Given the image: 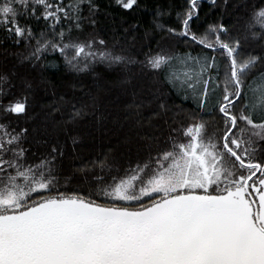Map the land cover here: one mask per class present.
I'll list each match as a JSON object with an SVG mask.
<instances>
[{
  "label": "snow or ice",
  "instance_id": "obj_1",
  "mask_svg": "<svg viewBox=\"0 0 264 264\" xmlns=\"http://www.w3.org/2000/svg\"><path fill=\"white\" fill-rule=\"evenodd\" d=\"M85 3L93 15L95 0H0V28L17 44L30 42L33 30L20 18L42 8L53 35L41 33L24 59L38 61L52 51L77 69L82 57L84 68L89 57L123 62L122 55L94 50V39H71V30L82 27ZM117 3L132 9L138 0ZM188 5L177 13L183 17L182 29L168 31L226 56L223 82L215 55L160 50L149 52L142 63L201 107L217 97L225 124L222 136L208 135L202 121L190 124L184 130L187 142L173 140L170 149L158 151L122 177L113 176L96 193L109 201L105 203L93 199L92 191L84 195L56 188L53 172L65 155L58 140L45 141L46 154L29 162L24 146L28 129L17 132L0 123V264H264V155H257L264 152V55L241 56V39H224L229 30L223 23L210 24L202 34L192 31L200 0H188ZM62 22H71L67 34L63 28L56 32ZM246 31L264 38V3L253 6ZM7 80L0 75V82ZM0 111L25 114L27 97L7 104L0 99ZM82 115V107L73 104L67 122ZM76 140L72 137L73 145ZM97 163L103 169L106 159L91 166ZM80 170L87 173V165Z\"/></svg>",
  "mask_w": 264,
  "mask_h": 264
},
{
  "label": "trees",
  "instance_id": "obj_2",
  "mask_svg": "<svg viewBox=\"0 0 264 264\" xmlns=\"http://www.w3.org/2000/svg\"><path fill=\"white\" fill-rule=\"evenodd\" d=\"M95 3L98 8L91 16L87 4L81 5L80 15L85 19L80 29L71 30V39H94V50L107 49L126 59L113 63L98 56L94 61L89 57L88 67L84 68L82 57L79 69L68 66L59 52L49 51L38 61L24 59L41 33L53 35L51 21L43 19L42 8L32 15L24 13L21 23L30 26L34 33L30 42L22 40L17 44L12 34L0 28V75L8 76L7 81L0 82V99L7 104L26 96L27 111L20 115L0 111V123L17 132L28 129L24 146L29 149V162L43 157L48 144L58 140L65 155L59 158L53 172L56 188L84 195L92 191L93 199L107 203L105 197L96 193L111 183L113 176H124L126 167L133 162L155 158L158 151L170 149L173 140L184 142V130L190 124L202 121L220 135L225 128L217 97H212L207 107H201L191 95L185 98L162 73L142 63L146 55L160 50L215 55L221 83L228 60L219 51L213 53L190 37L168 31L182 29L183 17L178 18L177 13L186 11L188 0H138L132 9H124L117 0ZM262 3L264 0H216L213 5L209 0H200L191 29L202 34L210 24L223 23L229 30L224 39H241V56L264 55V38L246 31L253 6ZM91 19L96 23L92 24ZM70 23L57 25L56 32L63 28L67 34ZM100 39L105 45L99 44ZM219 93L222 95V87ZM73 104L82 107L83 115L75 123H68L66 117ZM240 107L236 106L237 112ZM72 137L77 138L75 145ZM105 159L103 169L98 163L95 168L91 166L93 161ZM85 165L87 173L80 170ZM96 177L104 179L98 181Z\"/></svg>",
  "mask_w": 264,
  "mask_h": 264
},
{
  "label": "rangeland",
  "instance_id": "obj_3",
  "mask_svg": "<svg viewBox=\"0 0 264 264\" xmlns=\"http://www.w3.org/2000/svg\"><path fill=\"white\" fill-rule=\"evenodd\" d=\"M206 131H207V134H208V135H213V134H215L217 137L222 136V135H220V134H216L215 132H213L212 129H211L210 127H208ZM188 139H189V137H187V139H186L184 142H187ZM258 144H259V141H258ZM257 155H258V156H261L262 153H260V152L258 151V152H257ZM147 161H148V160H144V161L141 162V160H138V161H136V162H133L132 164H129V165L126 167V169H125V173L128 172L130 169L135 168L137 164H143L144 162H147ZM118 203H119V202H118Z\"/></svg>",
  "mask_w": 264,
  "mask_h": 264
}]
</instances>
